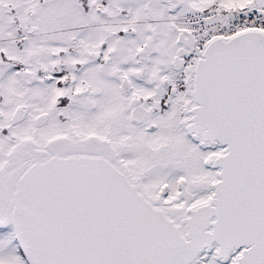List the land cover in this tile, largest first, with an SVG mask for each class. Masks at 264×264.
Returning a JSON list of instances; mask_svg holds the SVG:
<instances>
[{
  "label": "snow or ice",
  "instance_id": "snow-or-ice-1",
  "mask_svg": "<svg viewBox=\"0 0 264 264\" xmlns=\"http://www.w3.org/2000/svg\"><path fill=\"white\" fill-rule=\"evenodd\" d=\"M0 264H264V0H0Z\"/></svg>",
  "mask_w": 264,
  "mask_h": 264
}]
</instances>
